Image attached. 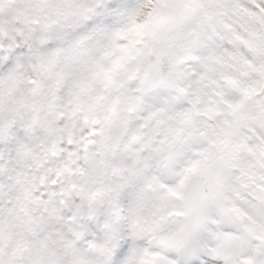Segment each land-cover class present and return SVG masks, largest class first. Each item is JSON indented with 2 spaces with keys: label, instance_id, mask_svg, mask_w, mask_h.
I'll use <instances>...</instances> for the list:
<instances>
[{
  "label": "clouds",
  "instance_id": "1",
  "mask_svg": "<svg viewBox=\"0 0 264 264\" xmlns=\"http://www.w3.org/2000/svg\"><path fill=\"white\" fill-rule=\"evenodd\" d=\"M44 2L0 0V226L5 234L19 222L30 229L16 259L243 264L264 247V220L257 218L253 235L240 222L264 196V70L240 42L264 40V0H215L207 46L195 51V23L169 31L171 46L161 50L155 28L166 0H51L66 9L60 12L41 11ZM81 6L89 10L84 18L73 14ZM137 29L144 34L137 36ZM222 36L233 40L225 42L227 52L216 48ZM133 41L137 54L121 78L117 112L85 122L75 105L83 62L106 52L109 62L118 60ZM53 53L60 60L49 70L44 62ZM148 65L167 84L130 111L123 101L140 95ZM225 77L240 81L248 94ZM37 88L41 97L32 96ZM41 99L55 104L52 112L40 111L55 132L48 144L30 142L21 152L8 129L22 117L30 122ZM115 120L123 126L105 145ZM209 149L221 158L218 180L193 174L189 188L197 196H171L169 189ZM11 251L5 247V260Z\"/></svg>",
  "mask_w": 264,
  "mask_h": 264
},
{
  "label": "snow or ice",
  "instance_id": "2",
  "mask_svg": "<svg viewBox=\"0 0 264 264\" xmlns=\"http://www.w3.org/2000/svg\"><path fill=\"white\" fill-rule=\"evenodd\" d=\"M41 11L60 12L66 11L51 3V0H45L41 6ZM88 9L84 7H76L73 9V14L79 15L82 18L86 16ZM216 15L215 0H166L165 5L158 14V23L155 28V33L158 34L161 43V50L164 51L171 45L167 41V33L176 27H183L195 23L199 31L195 32V39L191 42V50L195 51L201 47L207 46V29L211 27V22ZM135 34L142 36L144 33L141 29H137ZM119 35V34H118ZM240 40L239 36L235 37ZM220 42L216 44L217 49L224 52L228 50L224 47L225 42L231 44L233 40L228 37H220ZM248 52L253 57L258 59L261 63V68L258 71L264 70V40L257 43H250L249 41L240 40ZM136 41H133L129 47L120 49L123 55L120 59L109 62L110 52H106L99 58L90 56L83 62L81 72L82 77L77 87L79 91L76 94V111L85 114V122L91 120L96 123L101 115L105 112L116 113L119 105L122 103L120 96L117 94L121 87V78L127 72V64L137 54L135 48ZM23 51V50H21ZM28 53H25L27 55ZM235 59V57H233ZM60 60L59 53H53L45 60V66L51 70ZM64 64L70 65L71 57L64 58ZM247 62V61H245ZM144 79L142 87L137 91L140 95L127 98L123 103L127 104L130 111L139 109L144 103L146 98L157 88L166 86L167 82L158 79L154 74L153 67L148 65L144 67ZM211 71V69H208ZM264 74V71H262ZM206 77H202L205 79ZM62 79V75L58 77ZM226 83L237 91L248 94V90L241 87L240 81L225 77ZM207 86V85H205ZM33 97H41L39 88L32 92ZM23 104L24 101H21ZM42 107H46L49 112L55 110L54 103H48L45 99H41L40 105H33V112L30 122L27 117L17 119L10 128L8 134L17 141L18 150L21 152H28L30 150V142L40 141L42 144H48L49 138L55 132L53 127L54 122H48L47 125L42 122L40 111ZM180 122L184 117L177 116L175 118ZM123 126V122L119 120L110 121L108 125V135L106 136L105 145L114 141ZM175 134L178 129L172 128L169 130ZM43 133V136L41 135ZM4 129L0 126V143L3 141ZM51 148H55V143H51ZM199 158L193 161L192 167L186 171L189 173L185 175L175 189H169L171 196H179L182 192L187 191L190 197L195 198L197 192L194 188H189L191 176L193 174H200L208 177L210 180H218L221 170V158L218 153H214L212 149L206 150L198 154ZM264 192V189H261ZM27 198V197H26ZM259 203L253 206L252 215L246 219L240 217V222L243 230L249 235H253L256 228L257 218L264 220V196L257 198ZM19 229L22 235L15 230ZM30 236V229L24 222L10 226V231L5 234L3 227L0 226V264H23L22 261L16 259L17 253L21 250L23 245L27 243ZM113 244L119 248L121 241L119 238L113 239ZM12 248L9 258L5 260L3 254L5 247ZM30 264H43L42 261L36 260ZM190 264H197L196 261H191ZM243 264H264V247L257 248L254 255L246 259Z\"/></svg>",
  "mask_w": 264,
  "mask_h": 264
}]
</instances>
